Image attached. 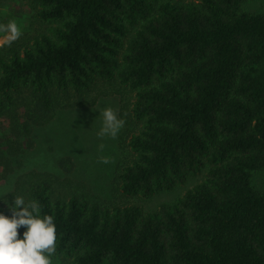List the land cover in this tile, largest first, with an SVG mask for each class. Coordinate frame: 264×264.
Listing matches in <instances>:
<instances>
[{
	"label": "trees",
	"instance_id": "1",
	"mask_svg": "<svg viewBox=\"0 0 264 264\" xmlns=\"http://www.w3.org/2000/svg\"><path fill=\"white\" fill-rule=\"evenodd\" d=\"M29 1L40 27L0 45V182L25 136L112 80L134 91L124 193L206 169L149 210L60 189L49 172L19 176L13 192L54 219L56 252L73 264H264V186L252 183L264 170V13L248 0Z\"/></svg>",
	"mask_w": 264,
	"mask_h": 264
},
{
	"label": "rangeland",
	"instance_id": "2",
	"mask_svg": "<svg viewBox=\"0 0 264 264\" xmlns=\"http://www.w3.org/2000/svg\"><path fill=\"white\" fill-rule=\"evenodd\" d=\"M241 8L264 13V0L245 1ZM32 10L29 0H0V45L9 39L10 33L3 30L9 22L17 27L15 37L28 36L40 27ZM87 93L86 97L82 95L79 105L58 109L47 124L35 127L30 136L23 138V152L17 157L18 163L6 180L0 182V187H10L14 191L19 176L31 171L49 172L59 180L60 183H55L60 189L85 192L109 205L135 203L149 210L171 201L204 177L205 167L169 190L155 191L150 195L124 193L118 187L116 174L119 165L133 156L126 145L128 126L124 115L134 91L112 80L97 82ZM105 106L111 107L123 120L114 138L97 135L101 127L98 109ZM2 133L0 126V138ZM103 158H107L108 163H102ZM61 159H65L63 165H60ZM252 183L259 188L264 186L263 169L253 172ZM5 195L8 200L11 193ZM4 204V200H0V205ZM52 264L73 263L56 252Z\"/></svg>",
	"mask_w": 264,
	"mask_h": 264
},
{
	"label": "clouds",
	"instance_id": "3",
	"mask_svg": "<svg viewBox=\"0 0 264 264\" xmlns=\"http://www.w3.org/2000/svg\"><path fill=\"white\" fill-rule=\"evenodd\" d=\"M10 33L9 39L18 34L14 23L9 22L5 29ZM101 127L98 136L114 138L123 125L115 111L108 106L98 109ZM102 163H108L103 158ZM7 193L13 194L8 203ZM0 200L8 205L11 214L0 212V264H52L56 253V225L51 215L41 213L37 200H26L24 196L15 194L11 188L0 187ZM23 232L18 235V229Z\"/></svg>",
	"mask_w": 264,
	"mask_h": 264
}]
</instances>
